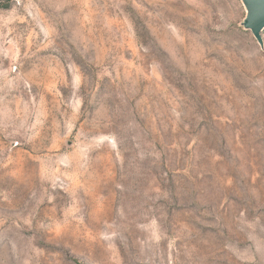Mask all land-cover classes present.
Returning a JSON list of instances; mask_svg holds the SVG:
<instances>
[{
	"label": "rangeland",
	"instance_id": "rangeland-1",
	"mask_svg": "<svg viewBox=\"0 0 264 264\" xmlns=\"http://www.w3.org/2000/svg\"><path fill=\"white\" fill-rule=\"evenodd\" d=\"M241 0H0V264H264V28Z\"/></svg>",
	"mask_w": 264,
	"mask_h": 264
},
{
	"label": "water",
	"instance_id": "water-1",
	"mask_svg": "<svg viewBox=\"0 0 264 264\" xmlns=\"http://www.w3.org/2000/svg\"><path fill=\"white\" fill-rule=\"evenodd\" d=\"M247 10L243 26L250 30L258 43H261L260 33L264 28V0H241Z\"/></svg>",
	"mask_w": 264,
	"mask_h": 264
}]
</instances>
